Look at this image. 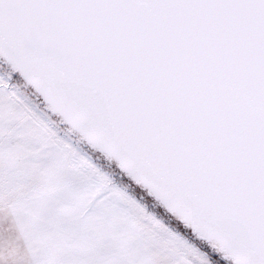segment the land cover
Returning <instances> with one entry per match:
<instances>
[{
  "label": "snow or ice",
  "instance_id": "1",
  "mask_svg": "<svg viewBox=\"0 0 264 264\" xmlns=\"http://www.w3.org/2000/svg\"><path fill=\"white\" fill-rule=\"evenodd\" d=\"M188 246L264 264V0H0V264Z\"/></svg>",
  "mask_w": 264,
  "mask_h": 264
},
{
  "label": "rangeland",
  "instance_id": "2",
  "mask_svg": "<svg viewBox=\"0 0 264 264\" xmlns=\"http://www.w3.org/2000/svg\"><path fill=\"white\" fill-rule=\"evenodd\" d=\"M61 127L66 129L64 125H62ZM73 139L76 140V137H73ZM185 251L192 257L191 260L187 261V264H207V258L203 257L199 253H196L193 249L190 248V246L186 247ZM179 264H185V258L183 255L180 256Z\"/></svg>",
  "mask_w": 264,
  "mask_h": 264
},
{
  "label": "water",
  "instance_id": "3",
  "mask_svg": "<svg viewBox=\"0 0 264 264\" xmlns=\"http://www.w3.org/2000/svg\"><path fill=\"white\" fill-rule=\"evenodd\" d=\"M62 118V117H61ZM67 129V131L74 137H76V139H83L84 138V133L77 127H74L72 125H64ZM113 162L115 163H119L118 160H113ZM191 225V224H190ZM191 227L193 228L194 231H197L198 235H203L198 229H196L193 225H191ZM207 238V237H206ZM209 242L211 243V239L209 238ZM217 250H220L219 248Z\"/></svg>",
  "mask_w": 264,
  "mask_h": 264
},
{
  "label": "flooded vegetation",
  "instance_id": "4",
  "mask_svg": "<svg viewBox=\"0 0 264 264\" xmlns=\"http://www.w3.org/2000/svg\"><path fill=\"white\" fill-rule=\"evenodd\" d=\"M114 163H115V162H114ZM188 226H189V227H191V225H190V224H189Z\"/></svg>",
  "mask_w": 264,
  "mask_h": 264
},
{
  "label": "trees",
  "instance_id": "5",
  "mask_svg": "<svg viewBox=\"0 0 264 264\" xmlns=\"http://www.w3.org/2000/svg\"><path fill=\"white\" fill-rule=\"evenodd\" d=\"M70 134V133H69ZM71 135V134H70ZM74 137V136H73Z\"/></svg>",
  "mask_w": 264,
  "mask_h": 264
}]
</instances>
